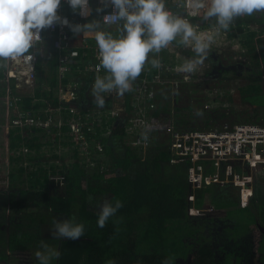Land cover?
Here are the masks:
<instances>
[{
	"label": "trees",
	"instance_id": "obj_1",
	"mask_svg": "<svg viewBox=\"0 0 264 264\" xmlns=\"http://www.w3.org/2000/svg\"><path fill=\"white\" fill-rule=\"evenodd\" d=\"M205 12L206 9H203L201 17L196 22L203 28L215 27V18L205 19ZM253 26L259 32L248 31V28ZM227 34L230 35V38L239 35L244 36L243 45L247 48L250 65L259 74L254 71L250 75L253 80L240 87L235 97L229 96L228 99H225V104L250 106L252 111L263 113L264 103L260 104L261 100L258 97L264 96V38H261L264 35V11L254 13L251 16L244 15L235 18L227 30ZM48 38L49 36H47ZM49 45L50 39L44 46L43 57L50 60L52 67V63L56 62V53L50 49ZM184 54H186L187 59H193L195 56L190 51L184 52ZM41 59L43 58L38 59L39 62L36 66L37 90H35L34 97L29 94H21L14 86L10 87L11 97L19 99L18 105L22 111L29 112L36 118L45 119L48 114L42 108L45 106L41 100L45 98L50 103V99H52L55 106H59L58 100L54 98L59 81L57 68H55V70L52 69V79L49 78L46 84V79L40 75L42 72L39 64ZM235 74L234 71H223L221 75H227V77H221L220 82L235 78ZM3 76V72L0 71V80L7 84ZM79 76V73L73 75L74 78L76 77V81L79 80ZM88 82H91V79L81 82L78 101L71 104L64 103L63 106L76 107L82 113L98 107L94 101H90L86 97L88 95ZM192 84L196 83L182 84L180 91L171 97H169V93L164 94L163 97H157L159 104L151 114L157 127L153 136L152 130L150 131L152 145L149 151L133 150L126 145L128 121H125V123L113 126L107 136H103L99 132L95 135H89L104 146V159L111 158L109 167L105 166L104 171L100 170V164H105V160L100 161L99 165L91 170H87L86 166L78 162L71 167L61 168L60 173L64 175L65 182L62 187H56L51 185L49 175L57 174L59 172L58 167L56 165L49 168L38 166L29 174L31 178L35 179L34 182L31 181L32 188L17 189L9 196L1 191L6 196L7 205L11 207L23 210L46 209L84 225V233L81 238L60 240L58 247L60 256L54 260L53 264H108L109 261H114V264H163L165 260L171 261V264L181 262L217 264L213 245L205 243L206 241L196 240L203 235L202 229L205 230V225H203L202 220L194 215L192 208L195 206L197 210H207L214 204L213 198L223 202L227 201L225 197L227 191L224 190L231 189L232 191L234 189L237 193L239 189L235 186H217L220 188L218 195L209 194V192L204 194L203 190L210 189L207 187L195 193L196 202L192 203L189 201V196L193 194V190L187 180V164L172 165L170 162L168 128L175 125L180 129H198L189 127L192 124L189 123L190 119L187 120L185 117L186 114H190L189 111H194L196 108L194 104H190L194 101L191 97V89L195 86L204 88L206 84L205 82H200L195 86ZM4 90H7L5 85H0V95L5 97ZM131 92V90L126 92L128 100L132 96ZM34 99L40 103L34 104ZM183 99L187 100L189 105L185 109L176 107V105H180ZM254 99L259 102V105L253 103ZM171 100L175 106L173 110L170 108ZM107 105L108 103L104 106ZM0 110L5 114L7 113L8 116H13L7 100H0ZM199 111L207 110L201 109ZM63 113L66 115V112ZM203 113L206 121L200 127L206 129L213 125L214 122H211V118H214V115L209 112ZM222 116L226 121L230 120V116L226 114ZM68 117L64 116V120ZM235 122V120H231V123ZM243 123L252 122L246 120ZM253 124L257 123L253 122ZM111 126L109 122V127L111 128ZM62 130L64 134L68 132L67 127ZM8 132L9 147L12 151L27 147L31 152L40 150L38 143L40 139L36 135L47 133L37 128L24 131L12 129ZM24 132L30 134L31 138L28 135H23ZM19 155L20 157L10 160L17 163L21 162L23 159L21 156L24 155L20 152ZM18 170L24 174L27 168L21 167ZM13 175L10 174V177L13 178ZM10 187L12 189L17 188L14 184H10ZM259 195L256 194L255 197L248 199L251 200V203L262 204ZM240 198L239 195L238 200ZM106 201L113 205L120 202L122 207L114 216L109 218L105 227L101 229L97 227L99 205ZM239 202L242 201L239 200ZM2 206L5 204L1 202L0 207ZM31 222L35 224L15 223V231L11 233L8 241L9 250L13 256L21 259L20 264H36L28 245L35 239L42 240L43 238L41 226L37 225L36 221ZM208 231V234L212 232L210 229Z\"/></svg>",
	"mask_w": 264,
	"mask_h": 264
},
{
	"label": "built area",
	"instance_id": "obj_2",
	"mask_svg": "<svg viewBox=\"0 0 264 264\" xmlns=\"http://www.w3.org/2000/svg\"><path fill=\"white\" fill-rule=\"evenodd\" d=\"M166 10L175 16L186 18L194 27L197 33H203V27L196 21L201 17L203 9L195 10L192 0H165ZM98 0H90L92 9L100 7ZM112 11L108 8L105 13L98 14L102 21L103 15ZM58 14L66 17L71 24H85L84 18L74 13L63 0ZM122 23V22H121ZM106 27H113L119 33L121 24H107ZM259 32L258 29H254ZM208 31H216V27L208 28ZM222 31V30H221ZM218 32L222 35V32ZM227 36V31H224ZM50 39V45L56 53L57 75L60 89V102L65 103V98L71 102L79 99L81 83L71 79L70 72L73 66L83 67L82 71L103 77L107 72L101 67L99 60V49L93 39H86L82 35L74 34L69 27L55 24L51 28L41 32V41L36 48L42 52H35V58L30 62V66L8 62V72L5 76L6 83L11 80L15 82L17 89H33L36 83V66L38 59L42 57L44 46ZM261 38H264L262 35ZM178 46L173 41L168 47L154 54L160 61L161 67L155 68L154 72L146 70L144 76L138 77L132 82L131 91L133 93L134 115L126 126L125 143L133 150L147 152L151 148L150 131L154 119L152 113L157 108L158 90L161 88H171L174 95L179 92L182 84L198 83L202 80L199 71L201 66H197L192 73L180 71L182 65L166 63L164 54L175 53ZM153 54V53H152ZM66 81V82H65ZM72 81V82H71ZM115 95H118L115 92ZM19 99L9 96L8 107L13 112L10 116L9 127L24 131L30 128H37L53 133L58 131L59 136H63V128L67 127L66 133L75 144V150L82 157L86 158L89 167L95 168L100 161H104L105 148L98 141L89 135L97 132V126L103 124L104 117L99 113L91 111L82 113L76 107H59L55 110H48L45 119L34 117L29 112H24L18 105ZM55 111L66 112L69 116L57 118ZM64 114V113H63ZM118 113L112 112L111 117L115 118ZM157 127V126H156ZM169 150L171 154V164H187V180L193 194L189 196V201L196 202V192L211 186H236L243 199L255 197L256 179L264 175V126L243 123L236 121H225L221 124L213 125L206 129H180L175 125L168 128ZM145 136L147 139H145ZM22 155H29L31 150L23 147L19 151ZM102 163V162H101ZM100 170H105V164H100ZM49 181L56 187H62L65 177L60 172L50 174ZM214 207L207 210L213 212Z\"/></svg>",
	"mask_w": 264,
	"mask_h": 264
},
{
	"label": "clouds",
	"instance_id": "obj_3",
	"mask_svg": "<svg viewBox=\"0 0 264 264\" xmlns=\"http://www.w3.org/2000/svg\"><path fill=\"white\" fill-rule=\"evenodd\" d=\"M63 0H0V63L15 62L30 66L35 52H42L36 45L41 41V32L55 24L67 26L77 35L93 39L99 49L101 67L107 75H97L92 96L94 104L103 108L104 93L116 91L124 95L132 88L144 70L149 54L162 49L180 38V43L191 46L194 59L186 60L180 71L192 73L208 56L213 37L197 33L193 25L183 17L166 10L165 0H98L100 7L92 9L90 0H66L74 13L87 18L112 11L101 20L85 24H71L58 14ZM195 10L206 9L204 18H215L216 31H227L235 18L264 11V0H192ZM122 22V23H121ZM121 24L118 36L105 30L107 24ZM153 68H160V61L150 60ZM145 139L147 137L145 136ZM97 227L104 228L110 217L122 207L104 202L99 205ZM56 239L77 240L84 233V225L73 219L53 222ZM36 264H53L60 256L59 251L45 241L34 253ZM108 264H114L109 261ZM163 264H171L165 260Z\"/></svg>",
	"mask_w": 264,
	"mask_h": 264
},
{
	"label": "rangeland",
	"instance_id": "obj_4",
	"mask_svg": "<svg viewBox=\"0 0 264 264\" xmlns=\"http://www.w3.org/2000/svg\"><path fill=\"white\" fill-rule=\"evenodd\" d=\"M254 29L255 26L253 27H249L248 31H255ZM247 31V32H248ZM220 32V31H219ZM222 35L217 33V32H212L210 33V36L213 37L214 39V45L210 46V48L208 49V56L207 58L203 61V63L201 65V69L199 71L200 75L210 72L212 69H217V72L215 75V77H217V79H214L215 81L217 80V82H219L217 85L215 83L214 85V81H206V87H211V90L209 91H205V87L204 88H200V87H196L195 85L200 83L199 81H196L198 83L196 84H192L193 87L191 89L192 91V96L194 101L190 104H194L195 105V110L194 111H189L190 114H186L187 120L190 119L189 123L192 124V126L189 127H195L198 129H201L200 126H203L205 124L206 118L205 116H203V112H209L210 114L214 115V118L212 117L211 122H214L213 125L216 124H221L223 122L226 121V119H224V117L222 116L223 114H226L228 116H230V120H235V121H240V122H246V120H249L250 122H255L258 125H263L264 126V112L263 113H257V111H252L250 106H241L240 104H229L226 103L225 99H228L229 96L231 97H235L236 93L238 92V89L242 86H244L246 83H248L250 80L252 79V73L255 71L254 69H252L251 65H250V57L247 54V48L243 45V40H244V36L243 35H239V36H235L233 38H230V35L227 34V36L224 35V31L222 30ZM176 45L178 46V48L176 49L175 53L172 54H164V56H167L165 59L166 63H170L172 64L173 60L179 55V57H182L181 52L183 51V49H186L185 52L188 53L193 52L192 51V47L191 46H185L182 43H180V38L178 37L177 39ZM194 53V52H193ZM195 54V53H194ZM186 55V54H185ZM195 58V56L193 57V59ZM188 60V59H186ZM215 64H216V68H215ZM258 71V69H256ZM206 71V72H205ZM223 71H234L236 74V77L233 79H227V80H223V82H220L221 77H227V75L222 76V72ZM256 72V71H255ZM257 74H259L258 72H256ZM232 76V75H231ZM249 76V77H248ZM229 77V76H228ZM220 78V79H218ZM264 81V79H263ZM203 81L201 80V83ZM264 84V82H263ZM182 88V87H181ZM180 91V90H179ZM184 93L186 91H183ZM169 93V97L174 95V92L171 90V88H161L158 90V96L159 97H163L164 94ZM168 97V98H169ZM261 103H264V96H260L258 97ZM255 104L259 105V102L257 100L254 99ZM156 104H159V100L156 101ZM189 105V102L187 100H181L180 105L176 107H181V108H186V106ZM174 103L171 100V110L174 109ZM203 110L206 109L207 111H199V110ZM185 112V111H184ZM188 112V111H187ZM2 111H0V186H1V190H0V203L2 202V204L7 205L8 201H6V196L4 194V192L9 196L10 193L16 191L17 189H29L32 188L31 184L33 181L34 182V178H31L29 176L30 172L34 171V169L38 166H42V167H52V166H57L58 167V171L61 172V168H66V167H71L73 164L75 163H80L84 166H86L87 170H91L92 168L89 167L86 163V158L82 157L81 155H79V153L75 150V144L73 145V141L71 140V138H61V140H63L64 143H68L69 145L67 147H64V150L60 153H56L55 151V145L52 143V135L51 137H45L44 134H35L37 137H39V144L40 145H45L44 147H42L39 151L36 152H31L29 155H25V156H21L23 159L21 160V162L17 163V162H12L10 159L11 158H15V157H20L19 155V151L20 150H16V151H12L11 149H8L6 146V143L9 142V140L7 139V127H8V123H10L9 119L11 118L10 115L6 116V118L3 119V115H2ZM193 114H195V116H193ZM191 115V116H189ZM209 116V115H208ZM9 117V119H8ZM154 124V122H153ZM212 125V126H213ZM156 126L152 125V136H153V132L155 131ZM9 130H12V127H9ZM52 134V133H51ZM23 135H28L30 137V134H27L26 132H24ZM49 135V134H47ZM63 135V134H62ZM65 136H67V134H64ZM50 136V135H49ZM55 137V135H54ZM31 138V137H30ZM47 145V146H46ZM63 145V144H62ZM74 151H76L77 156L75 157L73 155V153H75ZM55 157H62L60 159L62 160H57L55 159ZM34 159V161H33ZM57 161V162H56ZM110 165V164H109ZM21 167H26L27 170L24 172V174H21L20 171L18 169H20ZM109 167V166H108ZM10 174H14L13 178L10 177ZM10 184H14L17 188L16 189H12L11 187L9 188ZM52 185V184H51ZM7 188H9L8 190H6ZM209 189V188H208ZM203 190V193L205 194L206 192L209 194L214 193V191L216 190L215 186H212L209 190ZM4 191V192H1ZM260 198L262 200V204H258L257 206H262L264 205V181L263 183H261V188H260ZM239 200L242 201V203H251L250 199H243L240 198ZM205 201V200H204ZM213 202H215V205H218V208L220 209H226V203L220 200H217L215 198L212 199ZM214 205V206H215ZM18 211V210H17ZM15 212V215H18V212ZM33 211V210H31ZM45 212H42L41 215H43ZM13 213H11L12 215ZM21 214L24 215H30L31 217L33 216H39V212H27L24 211L23 213L21 212ZM259 215H262V213H259ZM74 217H76V215H74ZM49 221H47L48 219H46V223L42 224L41 229L43 232V238L42 240L47 242L49 245L55 247L58 250L59 247V239H56L53 236V222L56 220H53L51 217H48ZM34 219V218H32ZM51 219V220H50ZM14 220V219H13ZM258 220H260L258 218ZM262 220H264L262 218ZM260 220V221H262ZM66 221V220H64ZM62 222V221H61ZM22 225H26V224H35L33 222L30 221H25L23 220V222H21ZM39 223V222H37ZM39 225V224H37ZM185 226V225H184ZM183 226V227H184ZM2 227V226H1ZM209 227L207 230L206 228ZM241 227V226H240ZM5 228L7 231L10 230V234L13 233L15 231V222L12 223H7L5 224ZM4 228V229H5ZM244 227H241L240 229H242ZM2 229V228H1ZM212 230L211 234H208L207 232H209L208 230ZM26 230V228H25ZM239 230V229H238ZM236 230V231H238ZM256 234L252 235L250 237H247V239H244V242H240V241H233L232 238L228 237V239H226V237H217L215 236V226L212 224L206 225L205 226V230L204 228L202 229V236H199V238H196V240H200V241H206L205 243L207 244H211L214 247V250L216 251L215 254L221 256L223 255V253L227 252V251H231V252H237V253H232L235 255H246L248 257L252 256L254 253H258L259 255H263L264 254V238L259 234V232H264V223L261 224H257L256 226ZM34 231V230H33ZM1 235V234H0ZM217 239V243L215 242ZM42 240H38L35 239L34 241H32V243L28 246H30V251L34 254L37 250H40V243ZM190 240V239H189ZM198 240V241H199ZM59 251V250H58ZM230 255V254H228ZM1 256V253H0ZM221 260H216V262H220ZM246 261H251L250 259H246ZM257 263H262L264 262L263 260H255ZM238 264L240 262H237ZM236 263V264H237ZM177 264H188L185 262H181V263H177ZM190 264V263H189Z\"/></svg>",
	"mask_w": 264,
	"mask_h": 264
},
{
	"label": "crops",
	"instance_id": "obj_5",
	"mask_svg": "<svg viewBox=\"0 0 264 264\" xmlns=\"http://www.w3.org/2000/svg\"><path fill=\"white\" fill-rule=\"evenodd\" d=\"M95 9V8H94ZM92 20H100V17L97 13L93 12V15L90 19H86L85 22H91ZM216 27V26H215ZM105 30L109 31L110 33H112L115 36L119 35V32L113 28V27H106L105 26ZM224 31V30H223ZM215 32V31H211ZM203 33L206 34L207 36H210V32L208 31V28H203ZM218 33V32H217ZM175 42H177V40H175ZM214 45V39H212V43L210 46ZM50 49H52V46L49 45ZM189 47V46H188ZM186 49H183V51L181 52L182 57H179V55L173 60L172 65H174L175 63L178 65H182L186 59L187 56L184 54ZM167 56H164V58H166ZM41 61H40V68L42 70V72H40V75L46 79V84H47V80H49V78L52 79L53 76V70H55V68H57V61L52 63V67L50 64V60L46 59L45 57H43L42 55ZM156 58V56L152 53L149 54V60L146 61L144 70L142 71L140 77L144 76L146 70H151L152 72H154V69L150 63V60ZM189 60V59H188ZM39 62V61H38ZM37 62V64H38ZM0 71L3 72L4 76H6L7 72H8V62L7 63H0ZM78 68V69H77ZM76 65L73 66L71 68V72H70V77L75 79L73 77V75H75L76 73H79V81L84 82L87 79H91V82H88V95H86V97L90 100V101H94V98L92 96V89H93V85L96 79L95 75H91L88 74L84 71H82V66L81 67H77ZM53 69V70H52ZM206 72V71H205ZM78 77V76H77ZM85 79V80H84ZM72 82V81H71ZM48 83H50V81H48ZM90 84V85H89ZM0 85L4 86L5 85V89L7 88V90H4L6 95L1 96L0 95V100L4 99V100H8L9 96H11V87L10 86H15V82L13 80H11L9 83L5 84L0 80ZM59 84L56 86V94H54V98L58 100L59 102V106L56 107L54 104V100L50 99V103L48 100H46L45 98H43L41 100V102L44 103L45 107H42L43 109H45V111L50 110H55L58 109L59 107H62L63 104L60 102L59 98H60V89H59ZM46 89V88H45ZM81 89V88H80ZM19 92L21 94H29V95H33L35 94V90H37V82L35 83V87L33 89H18ZM115 90L110 92V93H104V98H105V104L108 103L107 106H104L103 108L100 107H95L93 109H88L86 112L91 111L93 113H99V115L103 116V124L101 126H97V132L101 133V135L103 136H107L109 135L111 129L113 126H116L119 123H125V121H129L131 119V117H133L134 115V111H133V93L131 92L132 96L130 97V100H128L126 93H124V95H115ZM7 93V94H6ZM65 104H71L74 102L69 101V99L65 98ZM109 101V102H107ZM34 104L35 103H40L37 101V99H34ZM129 104L131 106V109L129 110ZM1 111V110H0ZM112 112H116L118 113V116L113 118L111 117V113ZM56 117L57 118H64V114L59 111H55ZM3 117V121L7 116V113L5 114V112L2 113ZM127 118V119H126ZM7 119V118H6ZM9 119V117H8ZM109 122L111 123V128L109 127ZM127 123V122H126ZM7 139L9 140V130L7 127ZM96 132V133H97ZM95 133V134H96ZM45 135V137H51L52 135V143L55 145V151L56 153H60L64 150V147H67L69 144L68 143H64L63 140H61V138H69L68 136H65L63 133V136H59L58 135V131L57 130H53L52 134L47 135V133H43ZM55 135V137H54ZM59 137V138H58ZM125 140H128L127 136L125 137ZM63 144V145H62ZM6 146L8 149H10L9 147V142L6 143ZM45 145H40V149L42 147H44ZM47 146V145H46ZM75 153H73V155L76 157L77 156V152L74 151ZM62 158V157H60ZM60 158L55 157V159L59 160ZM62 160V159H60ZM105 160V159H104ZM111 158L109 157V159L106 158L105 162V166H108L110 163ZM57 162V161H56ZM171 162V161H170ZM261 178L264 180V175L261 176ZM232 186V185H231ZM216 190L214 191V193L216 195H218V191H220V188H218L217 186ZM236 187V186H235ZM211 188V187H210ZM237 188V187H236ZM233 189V188H232ZM229 193H225V197L227 198L226 202V209H220L218 208V205L212 204L211 207H214V211L213 212H209V211H200L197 210L195 208V206H193V212L195 213L194 215L196 217H198L200 220L203 221V225H209L212 224L215 226V236H219L221 237H226V239H228V237L232 238L233 241H240V242H244V239H247V237H250L252 235L256 234V226L257 224H261L264 223V220H262V218L264 219V205L262 206H257L259 203H242L239 202L238 200V196L240 195V193L237 190H232L231 189L228 191ZM239 193V195H237ZM218 200V199H217ZM220 200V199H219ZM215 205V206H214ZM18 210V211H17ZM33 210V211H31ZM18 212V215H15V212ZM24 211L27 212H36L38 211L40 214L39 216H30V215H24L21 214V212L23 213ZM42 212H45L43 215ZM11 213H13L11 215ZM259 213H262V215H259ZM51 217L53 220H57V221H64V220H69L67 217L63 216V215H59V214H55L52 211L46 210V209H38V208H33L30 210H23V209H17L14 207H11L10 205H5L0 207V264H20L22 261L21 259L18 257L13 256L12 252L9 250L8 247V241L10 239V230L7 231L5 228V224L7 223H12V222H23V220L27 221H36L39 222L37 224H39V226H42V224L46 223V219H48L47 221H49V218ZM34 218V220L32 219ZM258 218L260 220H258ZM14 219V220H13ZM51 220V219H50ZM2 226V227H1ZM244 227L242 229H240L241 227ZM2 228V229H1ZM5 228V229H4ZM239 229V230H238ZM238 230V231H236ZM212 232H210L211 234ZM228 236V237H227ZM217 243V239L215 241ZM216 253V251H215ZM232 253H237V252H231V251H227L225 253H223V255L219 256L217 254H215V259L216 260H221L220 262H218L217 264H236L237 262H240L239 264H257V262L255 260H263L264 259V254L263 255H259L258 253H254L252 256L246 258V255H235ZM230 254V255H228ZM31 256L33 258H35L34 254L32 253ZM22 258V257H21ZM246 259H250L251 261H246ZM54 262V261H53ZM238 264V263H237ZM260 264H264V262L260 263Z\"/></svg>",
	"mask_w": 264,
	"mask_h": 264
},
{
	"label": "flooded vegetation",
	"instance_id": "obj_6",
	"mask_svg": "<svg viewBox=\"0 0 264 264\" xmlns=\"http://www.w3.org/2000/svg\"><path fill=\"white\" fill-rule=\"evenodd\" d=\"M215 68H216V64H215ZM216 73H218L217 72V69H212L209 73H204V74H202V81L203 82H206V81H208V80H212V81H214L213 83H214V85H215V83H216V85L219 83V82H217V80L215 81L214 79H217V77H215L216 75ZM218 79H220V78H218ZM201 82V81H200ZM215 85V86H216ZM205 91H209V90H211V87H206L205 86V89H204ZM263 179L261 178V177H258L257 179H256V192H255V196H256V194H260V188H261V183H263ZM260 199V198H259ZM261 200V199H260ZM259 234L264 238V232H259ZM257 264H260V263H257Z\"/></svg>",
	"mask_w": 264,
	"mask_h": 264
}]
</instances>
